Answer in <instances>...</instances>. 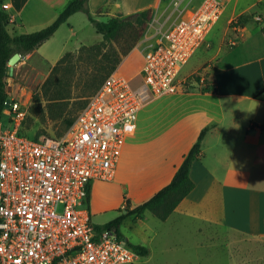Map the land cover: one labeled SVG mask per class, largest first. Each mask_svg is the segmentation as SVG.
Here are the masks:
<instances>
[{
  "label": "rangeland",
  "instance_id": "374dc122",
  "mask_svg": "<svg viewBox=\"0 0 264 264\" xmlns=\"http://www.w3.org/2000/svg\"><path fill=\"white\" fill-rule=\"evenodd\" d=\"M109 2L116 8L120 0ZM108 12L103 11L99 18L106 20L112 14ZM71 19L73 30L65 25L39 50L25 52L7 79L10 97L26 104L22 132L27 136H64L105 73L106 61L98 63L87 55L74 57L54 69L66 52L104 40L86 12L79 11ZM144 36L119 64L120 71L133 77L135 84L143 66ZM205 55L206 50L200 49L183 66L180 76L189 81L184 93L157 96L138 111L135 129L125 135L114 179L94 183L89 204L93 224L104 225L123 214L127 199L129 207H134L167 185L175 166L192 147L197 124L213 116L229 123L234 114L244 115L246 102L226 98L214 110L217 97L197 94L206 83L194 77L208 65L195 68ZM6 118L5 112L2 120ZM237 140L223 138L216 144L217 139L209 138L203 146V159L196 161L191 170L195 189L167 219L145 211L142 215L130 214L122 221L123 241L149 250L138 264H264V236L249 231L257 225L254 208L261 204L260 200L253 201L250 190L264 188V180L258 181L264 177V166H253L249 174L243 168H233L235 153L231 147L239 145ZM244 141L253 144L256 156L254 148L264 142V134L253 130L242 141L240 153ZM242 186L248 189H240Z\"/></svg>",
  "mask_w": 264,
  "mask_h": 264
},
{
  "label": "built area",
  "instance_id": "2783aa9c",
  "mask_svg": "<svg viewBox=\"0 0 264 264\" xmlns=\"http://www.w3.org/2000/svg\"><path fill=\"white\" fill-rule=\"evenodd\" d=\"M8 6L5 1L3 8ZM223 8L222 0H203L187 19L147 44L138 83L119 65L64 136L21 134L26 104L11 98L7 118L0 120V264L139 263L141 255L117 234L93 226L89 187L114 179L125 135L135 129L146 102L187 90L183 66Z\"/></svg>",
  "mask_w": 264,
  "mask_h": 264
},
{
  "label": "crops",
  "instance_id": "0c3cea01",
  "mask_svg": "<svg viewBox=\"0 0 264 264\" xmlns=\"http://www.w3.org/2000/svg\"><path fill=\"white\" fill-rule=\"evenodd\" d=\"M222 1L224 3L223 13L200 47V49L206 50V55L201 64L195 68L197 70L208 65L201 72L202 79L207 80L210 85H214L217 91L204 92L201 90L197 94L217 97L218 99L214 100V110L218 109L223 103L222 100H226V98L233 102H246L247 107L244 115L236 117L234 114L229 123H225L221 117L213 116L210 120L197 124L190 145L193 146L205 127H209V131L203 140V146L209 138L217 139L216 144H219L223 138L237 137L239 145L231 147L235 153L232 160L233 168H243L249 174L253 170V166H264V153L257 154V147L264 145V142L255 146L256 156H253V144L245 143V141L240 153L242 141L252 135L253 130L264 134V130L258 126H254L253 129V122L258 125L264 122V0ZM6 2L9 4L6 10L11 16L12 32H10L13 35L33 32L46 27L58 17L66 5L51 7L42 0H6ZM202 2L203 0H120L118 7L114 8L109 0H89L88 6L92 13L97 12L101 7L108 6L107 10L108 13H112L109 14L111 16L128 15L146 8H153L155 10L153 23L143 38V44L146 46L158 41L162 33L175 23L187 19ZM71 18L72 16L49 40L56 38L65 25L73 30L75 26ZM233 40H235V44H232ZM141 54L143 57V53ZM208 107L210 108V106ZM203 154H205L204 150ZM182 162L175 166L176 171ZM262 180L264 177L258 178V181ZM95 181L91 183L90 201ZM237 183H241V181ZM240 189L248 188L242 186ZM250 192L253 201L260 200L261 204L254 208L258 217L257 225L249 231L264 236V188H252Z\"/></svg>",
  "mask_w": 264,
  "mask_h": 264
},
{
  "label": "trees",
  "instance_id": "16d2710c",
  "mask_svg": "<svg viewBox=\"0 0 264 264\" xmlns=\"http://www.w3.org/2000/svg\"><path fill=\"white\" fill-rule=\"evenodd\" d=\"M5 1L6 0H0V120L3 118V115L7 110L5 107L6 100L10 97L7 82L9 77L8 66L9 60L15 52H20L21 55H23L25 52L38 48L45 41L49 40L73 14L79 11L86 12L97 32L103 34L104 40L93 45H81L76 52H66L54 66V69H56L59 64L67 62L74 57L83 58L84 55H87L98 63L106 61V64H104L103 67L105 73L99 80L100 83H98L93 92L94 94L107 76L119 66L122 56L128 54L141 40L154 16V9L146 8L128 15H112L106 20H101L99 17L103 11H107L108 6L101 7L94 14L89 9V0H42L51 7L66 5L58 17L46 27L33 32L13 35L9 30L11 16L7 10L3 8V3ZM194 79L197 82L204 81L206 83L205 87L202 89L204 92L217 91V88L214 85H210L207 80H202V75L200 73L196 74ZM89 97L82 103L80 107L81 109L85 106ZM253 126H258L264 130V122L261 125L254 123ZM208 131L209 127L202 129L198 139L188 153L184 155L183 162L167 185L158 190L148 200L134 207H129L130 200L127 199L125 206L126 211L123 214L104 225L93 224L95 229L98 231L104 229L111 230L117 234L120 240L123 241L124 237L121 233V224L128 215H142L145 211H151L160 219H167L179 207L184 198L187 197L196 187V184L191 177V167L194 161L199 160L204 156L203 140ZM20 133L27 136L22 132V128L20 129ZM31 138L39 139L40 137L33 136ZM262 153H264V145L257 147V154ZM90 196L91 186L89 187V204ZM127 244L141 256H145L149 253L148 248L143 245L134 244L128 241Z\"/></svg>",
  "mask_w": 264,
  "mask_h": 264
},
{
  "label": "water",
  "instance_id": "95a60500",
  "mask_svg": "<svg viewBox=\"0 0 264 264\" xmlns=\"http://www.w3.org/2000/svg\"><path fill=\"white\" fill-rule=\"evenodd\" d=\"M22 58V55L20 52H15L12 57L9 60V66H8V74L12 75L14 73V66L18 63V61ZM11 102V97H8L5 103V107L9 108ZM127 241V239H126Z\"/></svg>",
  "mask_w": 264,
  "mask_h": 264
}]
</instances>
